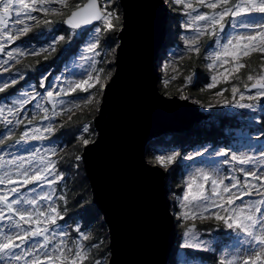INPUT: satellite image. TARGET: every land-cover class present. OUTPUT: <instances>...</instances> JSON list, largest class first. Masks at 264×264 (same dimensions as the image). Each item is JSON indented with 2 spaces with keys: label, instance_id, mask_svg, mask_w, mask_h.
Returning <instances> with one entry per match:
<instances>
[{
  "label": "snow or ice",
  "instance_id": "obj_1",
  "mask_svg": "<svg viewBox=\"0 0 264 264\" xmlns=\"http://www.w3.org/2000/svg\"><path fill=\"white\" fill-rule=\"evenodd\" d=\"M115 3L116 0H76L70 6L68 0H0V55L6 57L0 59V70L3 72L10 71L8 67H4L10 61L20 64L21 57L45 54L44 59L47 60L49 55L57 51V45L71 44L75 35L86 27L89 28L80 55V67L83 70L78 75L70 73L69 76L56 77L50 83H45L51 75L46 74L39 82L43 93L35 90L36 85H30L28 89L20 90L9 101L0 104V123L6 129L0 132V147L13 140L15 129L25 124V120L32 127L25 125L10 147L50 139L56 129L52 121L57 116L74 109L79 110L82 106L87 108L94 102L100 103L97 94L102 95L104 91L100 75L104 69L96 67V57L102 54L98 50L101 49L100 34L117 31L120 16L116 8L112 7ZM173 3L183 5L182 14L187 19L181 27L191 33L182 37L183 51L199 56L201 47L206 46L208 49L204 59L208 61L206 67L214 73L211 83L206 86L208 89L217 88L221 83L228 84L234 74L249 67L243 62L245 57L259 53V59L264 61V0H173ZM70 7L74 10L63 21L48 18L64 16L61 9ZM203 8L210 11L202 12ZM37 12L42 15H33ZM61 22L71 29L68 36L53 35L47 44L30 48L17 46L5 53L6 45L26 37L34 28L43 26V31L39 33L43 36L45 32L53 33L56 24ZM204 37L211 43L201 44ZM65 67L70 68L69 65ZM174 71L178 72L179 69ZM110 76L109 72V78ZM193 76L194 73L186 78V84L192 81ZM24 78L17 71L10 78L0 79V93ZM235 78L240 81L244 90H241L240 84H233L230 89L231 99H228L224 97V92L229 89L224 88L215 93L223 99L209 103L207 107H230L252 112L257 111L258 106L264 107L261 104L264 101V64L259 75H254L253 70H250L246 81L240 76ZM175 79L177 76L173 75L163 83L167 86ZM98 84L100 87L92 92ZM253 89L255 93L250 94ZM78 91L86 95L72 96ZM178 91L183 92V88ZM70 96L72 98L66 102L64 98ZM179 98L188 97L180 95ZM33 101L36 111L28 117L26 106ZM21 113H25L23 117ZM38 115L41 121L48 122L43 127L33 124ZM10 125L12 127H8ZM59 126L63 127L62 124ZM81 131L91 135L88 125L83 126ZM78 140L85 147L95 143V140L83 136L78 137ZM29 151V157L7 153L12 156L10 159L0 154V264H103L101 259L93 257L91 253V249L98 245L86 246L83 243L90 239L89 233L83 232L76 225L73 230L77 235L71 237L67 231L68 226L58 223L65 220L67 198L63 193L58 194L55 187L64 180L57 162L49 158L57 155L55 146H45L43 152L40 148ZM208 152V147H205L183 159L194 160L195 157H204ZM212 155L224 157L220 163L232 164L235 172L242 173V178L231 173L221 174L219 166L210 170L197 168L186 181L180 198L181 213L178 219L187 221L214 218L218 225H223L214 230L227 233L217 264H264V148L259 153V159L243 152L237 154L230 148L217 149L214 153H209V158ZM179 157L180 153L174 152L157 156L156 159L160 167L166 168L176 164ZM75 159L79 161L82 156L78 155ZM235 165L242 167L237 169ZM226 180L229 182L225 183ZM29 185L36 187L29 189ZM254 196L258 198H251ZM245 197L249 199L245 200ZM58 201H64V206L61 207ZM237 201L240 203L237 204ZM233 237L236 238L235 245L227 243ZM213 243L212 240L202 239L198 229L190 226L183 233L179 249L194 252L217 251L212 248Z\"/></svg>",
  "mask_w": 264,
  "mask_h": 264
},
{
  "label": "water",
  "instance_id": "obj_2",
  "mask_svg": "<svg viewBox=\"0 0 264 264\" xmlns=\"http://www.w3.org/2000/svg\"><path fill=\"white\" fill-rule=\"evenodd\" d=\"M118 4L114 71L92 120L95 143L83 146L81 162L107 228V264H168L177 237L168 173L148 162L147 145L163 134L188 131L209 114L189 99L159 90L168 21L164 0ZM193 73L190 86L197 80L195 71L188 76Z\"/></svg>",
  "mask_w": 264,
  "mask_h": 264
},
{
  "label": "rangeland",
  "instance_id": "obj_3",
  "mask_svg": "<svg viewBox=\"0 0 264 264\" xmlns=\"http://www.w3.org/2000/svg\"><path fill=\"white\" fill-rule=\"evenodd\" d=\"M71 1L72 0H68L69 5L71 4ZM164 2H165L166 6L168 8V21H167V24H166V41H167V39L169 38L167 35H168L169 17H171V13H172L171 12V7H170V6H172V3H171V0H164ZM54 6H56V5H54ZM179 7H181V10H180L181 11V13H180L181 15L178 16V18L180 20V26H181V24L184 23V21L187 18L182 14L183 11H184L183 5H179ZM61 10L63 12L66 11V9H61ZM201 11L202 12H209L210 9L203 8V9H201ZM40 14L41 13H39V12L33 13V15H36V16H40ZM118 14L120 16V20L117 22V31H119L120 27H121V25H120L121 24V12H119V10H118ZM56 27L57 26H55V28ZM36 31H37L36 34L39 36V39H38L37 43H31V42L27 43V42H23V41H19L18 40V41H16L15 43H13L11 45H6L5 53L7 51H10L11 49L17 47V46H19V47H29L30 48V47H39L40 45L47 44L48 41L51 39V36H52L51 34L52 33L49 34V33L45 32V34L43 36L39 35V33L41 31H43V26L38 28ZM117 31L113 32V45H110V46H112V48L114 46H116L114 40L117 39V35H116ZM56 34H58V33H56ZM87 34H88V31L84 34V41L80 44L78 50L75 53L70 54L68 59L61 66L59 72L55 73L54 75H52L51 78L48 81H45V83H50L51 81L55 80L56 77L69 76L70 73H74V74L78 75L79 72L83 70L80 67V55H81V52H82V50H83V48L85 46V41H86V38H87ZM59 35H61V34H59ZM185 35H191V33L190 32H186L181 27L180 32H179V39L177 40V42L173 43L175 45L172 48V52L169 54V48L165 47V49H164V51L162 53V56H166L168 58H167V60L165 62H163V63H162V61L160 62L162 64H161V71H159V77H160V80L158 82V87L159 88L161 86V88H169V90H170L171 89L170 88V84H172L173 80L167 86L164 85L163 81L166 80V79H171V77L173 75L178 76L179 73L174 71V69H177V65H178L177 62L178 61L186 59V58L190 57L191 55H195V53H187V52L183 51L184 50V42H183L182 37L185 36ZM106 36H109V37H106ZM104 37H105L104 41L106 42L105 49L103 50V54H101V56L96 57V60H97L96 67L104 69V72L101 73L100 75H101V84L105 85L110 79L109 78V72L111 73V76H112L113 71H114L113 62H114V55L115 54H114V50H112L111 54L106 57V55L108 54L107 53L108 52L107 47H110L108 45L112 42V37H111L110 33H108V32L106 33V35L104 34ZM100 39L101 40L103 39L102 33L100 34ZM205 41H209L207 37H204L201 40L200 43L204 44ZM210 43H211V41H210ZM99 50L102 51V49H99ZM201 50L204 51V56H205L206 51H208L207 47L206 46L205 47H201ZM3 58H6V57L3 56V55H0V59H3ZM247 58L248 57H245L243 59L244 63H245ZM20 59H21V63L20 64H15L14 61H10L9 65H5L4 67H8L10 69V71L3 72L2 70H0V79L10 78L13 74L17 73V71H19L20 73H22L25 76V74L28 71L25 68H22V66H21L22 61H23V59H25V57H21ZM170 63H171V66L169 67L168 65ZM13 64H15V67H12ZM66 65H69L70 68L66 69V67H65ZM261 66L259 68L255 69V72H253L254 75L261 74ZM84 67H87V65H84ZM222 70L223 69H221V71ZM213 74L214 73L212 71H210V83H211V76ZM236 76L242 77V74H240V72L234 74L233 77L230 79V82L228 84L221 83L220 85H223V86H221L220 91L225 88L224 85H227L226 87H229L231 89V86L233 84H240V81L235 78ZM186 77H187V74L184 75V81L185 82H183V84L186 83ZM244 80L246 81V77L244 78ZM247 83H252V82H247ZM30 85H33V84L32 83L26 84V86L23 87L22 90L28 89ZM240 86H241V90L243 91L244 90L243 89V85L240 84ZM99 87H100V85L98 84L91 91L92 92H96ZM180 88H183V92L178 91V89H180ZM178 89L175 91L177 97H180V95H185L186 94L185 88L183 86L178 87ZM35 90L37 92H41V93H43V91H44L43 89H39V90L35 89ZM254 93H255V89L252 90V93H250V94H254ZM15 95L11 96L10 98H13ZM10 98L8 100L0 99V104L9 101ZM71 98L72 97L70 96V97H65L64 99L67 102V100H69ZM187 99H189V98H187ZM229 99H231V90H230ZM97 100L101 101V95L100 94H97ZM189 100L193 101L199 107V109L201 111H204L207 114H209L208 118L212 119V121L217 120L221 115L226 113V115H228L230 118H232L233 123H235L236 127L232 128V129H229V128L224 129L225 135H228V138H229L228 143H226V144L225 143H220V142L219 143L218 142L217 143H213V142L204 141V140L198 141L196 139L195 140H191L190 139L191 142H188L189 143L188 146H186L185 150L182 153H180V157L178 158V162L176 164L170 165V166H168L166 168L160 167L159 162H158L157 159H155L154 161H151V162L148 160V162L150 164H152L153 166H157L160 169H162V170H164V171H166L168 173L167 182L169 183V189H170L169 195L171 193V187H170L169 179L171 180L172 174H173L174 170L177 167L183 169L184 172H185V174H184V182H185L184 186L185 187H186V181H187L189 175L191 173H193L197 168H201V167L205 168L206 170H210L212 168H215V167L219 166L221 174L228 175V174L231 173V174H235V175L241 176V178H242V173L235 172L233 170V165L232 164H221L220 163V161H222L224 159V157H217L215 155H212L209 158V153H214L215 150L220 149V148H225V149H229L230 148L232 151L237 152V154L243 152L245 154L255 155L256 158L259 159V153H260L261 149L264 148V126H262L260 124V119H261V115H262V113L264 111V107L258 106L257 107V111H255V112H252L251 110H248V109H232L230 107L229 108H220V107L208 108L207 107L208 104L198 103L194 98H190ZM217 100H222V97H217ZM261 104H264V101H261ZM34 105H35V101H33L32 104L27 105L26 106V113H28L29 111L31 113L36 111V109L34 108ZM46 106L51 108L49 105H46ZM98 106H99V104L94 102L92 105H90L87 108L82 106L81 109H79V110L74 109L70 113H66L64 115L57 116L56 119L54 121H52V123L54 125H56V129H55V134L52 135L50 137V139H47V140H44V141H32L29 144H21V145H16L14 147H10V145H14V141L15 140H13V142L6 143L4 146L0 147V154H4L6 159L12 158V156L8 155L7 153H11V154H13L15 156H18V157L19 156L29 157L30 156V151L29 150L32 149V148H40L42 150V152H43L45 146H53L54 145L55 148H56L57 155L50 156L49 158L57 162V168L64 174V180L60 181L58 184H60L61 182H62V184H64L65 182L68 181L69 177H70V182L71 181H78L81 178L85 177V176H83V173H82L83 167H81V165H80L81 160L77 161L75 159V157L78 156V155L80 156V154L72 157V160H71L70 165H69L68 168H66L63 165V163H62V161L65 160L64 159L65 157L69 158L67 156V154L71 155L73 153V150L69 149V146L71 147L70 144L67 146V143L62 142L57 137L58 132H59V134L61 132H63L62 129L59 128L60 127L59 125L62 124V122H60V121L62 119L63 120H68L69 117H71V115L76 114L78 112L86 111L88 109H90V111H92V112L96 111V114H97ZM24 114L25 113H21V117H23ZM28 117H30V116H28ZM209 122L210 121H208L207 123H209ZM25 123H27L26 120H25ZM47 123H48L47 121H41L40 115H38L37 119L35 121H33V124L36 125V126H39V127H43ZM212 123L215 124L216 122H212ZM198 124H202V122H200ZM205 124L206 123H203L204 127H206ZM25 125H27V124L19 126V127H21L20 131H19V134H20V132H22L24 130ZM85 125L89 126V133L91 132V128L94 130L93 125H92V121H91V123L89 122V124L86 123V122H83L80 125V128L78 129V131L76 133L77 136L80 137V136H84L85 134H88V133H83L81 131L82 127L85 126ZM8 127H12V126L10 125ZM27 127L30 128V127H32V125H27ZM58 128H59V131H58ZM17 129H18V127H17ZM0 131L1 132L6 131L5 127H3V128L0 127ZM16 132L17 131L15 129V133ZM45 135H48V134H45ZM63 135H65V134L63 133ZM16 139H18V138H16ZM69 143H71V141ZM205 147H208L209 152L205 153L204 157H195L194 160H185V159H183V157H185V156H187L189 154H194V152L197 151V150H201L202 151ZM178 149H179V147H176V146H172V147H169V148H161V149L157 150L158 152L156 154H157V156H164V155L172 154L174 152H179ZM63 153H64L65 156L63 155ZM37 160H38V158H37ZM240 167H242V166L235 165V168H237V169L240 168ZM228 182L229 181H227V180L225 181V183H228ZM84 184L85 183L83 182V185ZM0 187H2V186H0ZM33 187H36V186H34V185H29L28 186L29 189H31ZM55 187L58 190L59 186L56 185ZM185 187H184V190H185ZM23 190L27 191L28 189H23ZM184 190H183L181 195H178L176 197L170 198V211L173 214L174 221H175V230L177 232L176 244L174 245V247H176L175 248V252H176L175 255H176L177 260H178L177 264H210V263H208V261L204 260L203 257H202V254H199V253H202V252L203 253L204 252H214L216 257H217V260H218L219 255L223 251L224 243H225L226 238H227V233L214 231L218 227L219 228L223 227L222 224L218 225L214 218H209V219H206V220H201V219L191 220L190 219V220H187V221H183L181 219H178V216L181 213V208L179 207L180 198L182 197V195L184 193ZM251 198L256 199L258 197L254 196V197H251ZM244 199L247 200V199H249V197H245ZM236 203L239 204L240 201H237ZM58 204H59V201H58ZM212 211H216V209H212ZM204 224H211L212 225L211 229L203 228L202 225H204ZM96 225H98V228H102L101 227V222L97 221ZM190 225H195V228L198 229V231L201 233V238L202 239L214 241V243L212 244V248L213 249H217V251H195L194 252V251H188V250H183V251L180 250L179 249V245H180V243L182 241L183 233L185 232V230ZM103 228H104V231H105V236H103V237L106 240V244L108 245V235H107L106 225L103 226ZM67 231L69 232V235L71 237H76V234L73 233V231L71 230V228L69 226L67 227ZM82 231L89 233V231L87 229L82 230ZM89 234L91 235V229H90V233ZM235 239L236 238L233 237L230 240H227V243L235 245ZM83 243L86 246L88 245L86 241H84ZM97 245L100 246L99 244H97ZM229 250L231 251L232 249H229ZM108 257H109V251L107 250V253H105V254L102 253L97 258L101 259L103 261V264H107ZM85 264H88V262H85Z\"/></svg>",
  "mask_w": 264,
  "mask_h": 264
},
{
  "label": "trees",
  "instance_id": "obj_4",
  "mask_svg": "<svg viewBox=\"0 0 264 264\" xmlns=\"http://www.w3.org/2000/svg\"><path fill=\"white\" fill-rule=\"evenodd\" d=\"M86 1V0H85ZM76 0L71 1V5L75 4ZM172 6L171 7V17H169V26H168V39L166 41L165 47L169 48V54L172 52V48L179 39V32L181 29L180 26V20L178 16L181 14V7L174 5L173 0H171ZM116 8L117 12H121L120 6L118 4V0H116V3L112 6ZM73 10L71 7L66 9L64 12V16L60 17H48L50 19L56 20V21H63ZM42 14H40L41 16ZM121 25V24H120ZM55 31L51 34L53 35H65L68 36L71 32V29L64 26V24L57 23L56 24ZM38 28H34L32 32L28 33L26 37H21L19 41L23 42H31V43H37L39 36L36 34V30ZM89 31V28H85L82 32H80L78 35H75L74 39L72 40L71 44L67 46H61L57 45V51L55 53H52L48 56V59H44L45 54H41L40 56H28L22 61V68H25L28 72L25 74V78L23 80H20L16 85H10L4 93H0V99H6L8 100L11 96L18 93L20 90H22L23 87L26 86L28 83H32L33 85H36V89L39 88V82L41 79V76L44 74H51L48 76V80L51 78L52 75L55 73H58L63 63L68 59L70 54L75 53L80 44L84 41V34ZM58 33V34H56ZM107 32H102L103 39L101 41V49L102 54L103 50L105 49L106 42L104 34L106 35ZM110 33L112 37V42L108 45H113V32ZM109 37V36H106ZM115 45L117 46L118 40H114ZM210 41H205L204 45L209 44ZM116 46L112 48V46L107 47L109 56L114 50V54L116 51ZM99 50V49H98ZM115 56V55H114ZM204 51L201 50L199 56L191 55L190 57L183 59L181 61L177 62V68L178 76L177 79L172 81V84H170V90L169 88H159L160 92L163 93L166 97H172L177 96L175 91L178 89V87L183 86L185 88L186 94L184 96L190 98H194L198 103H214L217 100V96L215 95L216 92L220 91L221 86L218 85L217 88L208 89L206 86L210 83V70L206 67L208 61L204 59ZM260 54L254 53L250 57H248L245 61L246 64L249 65V67H246L240 71V74H242V77L245 78L250 70H253L255 72V69L259 68L262 64H264V61H261L259 59ZM168 57L166 56H160L158 64H159V71H161V64L167 60ZM106 59V58H105ZM162 61V63H160ZM38 62V63H37ZM197 73V80L196 83L193 86H190L188 83L183 84L184 81V75L187 74V77L192 72ZM163 73V72H162ZM186 77V78H187ZM47 80V81H48ZM250 84V83H249ZM227 85H224L225 88H228L229 90L224 92V97L228 98L230 97V88L226 87ZM86 95V93H80L79 91L76 93H73L72 96H83ZM71 96V97H72ZM223 99V98H222ZM215 100V101H214ZM191 101V100H190ZM193 102V101H192ZM33 113L30 111L27 113L28 116L31 117ZM96 115V111H90V109L82 112H78L76 114L71 115V119L68 120H61L63 127H59L62 129L63 132L57 134V137L62 141L67 143V146L70 144L69 149L73 150V153L67 154L69 158H64L65 160L62 161L63 165L68 168L70 165V162L72 160L73 156H76L78 154H81L83 145L78 140V137L76 135L78 129L80 128V125L83 122H86L89 124L93 120V117ZM210 121L209 123H207ZM202 124H196L194 125L190 130L182 132V133H167L163 134L157 138L152 139L148 142L147 149H146V159L151 161H154L157 157V150L161 148H169L172 146L179 147L178 151L179 153H182L185 150V147L188 146V142H191V140H204L209 141L213 143H228V135H225L224 129L229 128H235L236 125L233 123L232 118H230L228 115L223 114L221 115L217 120L212 121V119L208 118L206 120L201 121ZM212 122H216L213 124ZM203 123H206V127L203 126ZM260 124L264 126V111L261 115ZM24 125V124H23ZM93 125V124H92ZM208 125V126H207ZM0 127L3 128L4 125L0 123ZM21 127L16 128V133L13 137V140L19 137V131ZM58 128V131H59ZM1 132V131H0ZM63 133L65 135H63ZM91 135L85 134L84 138H90L94 140L95 138V130L91 128ZM62 136V137H61ZM64 136V137H63ZM191 139V140H190ZM7 141L6 143L13 142ZM78 140V141H77ZM71 141V143H69ZM187 144V145H186ZM64 155V153H63ZM65 156V155H64ZM82 167V162L80 163ZM82 173L84 176V171L82 169ZM184 170L177 167L173 174L170 182L171 187V193L169 195V198L176 197L178 195H181L184 190ZM72 175V174H71ZM83 182L85 183L83 185ZM58 194L63 193L67 198V204H66V211L64 212L65 220L59 221L58 223L62 225H67L71 228L74 234L77 235V233L73 230L76 225H79L81 230L87 229L90 233L91 229V235L90 239L87 240V244H99L100 246L96 248L91 249L92 256L97 258L102 253H107L108 247L106 244V240L103 236H105V231L103 226H105L102 216L100 215L99 211L96 209L94 204L92 203V196L91 191L89 188V184L86 180V178H81L78 181H71L70 177L68 178V181L62 184H58ZM64 201H59V205L61 207L64 206ZM101 222V227L98 228V225H96V222ZM95 225V226H94ZM201 226V225H200ZM203 228L211 229V224H204L202 225ZM90 242V243H89ZM175 248L173 247L171 250L170 258L168 264H177L178 260L175 255ZM100 252V253H99ZM202 254V257L204 260L208 261L210 264H217V257L214 252H202L199 253ZM198 254V255H199ZM109 258V257H108ZM108 261V260H107Z\"/></svg>",
  "mask_w": 264,
  "mask_h": 264
}]
</instances>
